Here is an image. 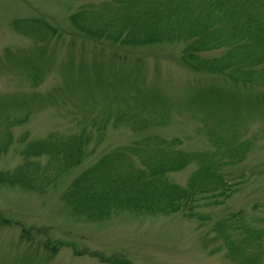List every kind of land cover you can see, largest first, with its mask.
<instances>
[{"label": "rangeland", "instance_id": "rangeland-1", "mask_svg": "<svg viewBox=\"0 0 264 264\" xmlns=\"http://www.w3.org/2000/svg\"><path fill=\"white\" fill-rule=\"evenodd\" d=\"M250 2L264 12V0H0V264H264V77L182 61L190 21L230 28ZM155 28L168 35L140 38ZM44 140L60 151L25 154ZM145 148L192 159L155 178ZM102 159L138 180L133 200L81 181ZM203 161L226 193L177 200Z\"/></svg>", "mask_w": 264, "mask_h": 264}, {"label": "trees", "instance_id": "trees-1", "mask_svg": "<svg viewBox=\"0 0 264 264\" xmlns=\"http://www.w3.org/2000/svg\"><path fill=\"white\" fill-rule=\"evenodd\" d=\"M233 4L236 5L235 2ZM235 7L238 9V19L234 21L230 28L214 29L212 26H205L203 22L200 24L198 20L189 22L191 28L190 33L186 34L188 38L193 40L182 55L183 63L191 69L198 71H205L209 73H226L233 81L244 82H259L264 77V68L258 69V66L264 65V12L260 11L262 5L250 2L249 5L241 4ZM180 11L177 7L174 12ZM225 15V14H223ZM211 12H208L209 19ZM76 21H88L82 19V13L74 16ZM127 27V26H126ZM150 27V26H149ZM151 28V27H150ZM124 27L116 30L115 36L119 37ZM93 34V28L85 29ZM130 29L127 27V32ZM121 31V32H119ZM157 32V33H156ZM102 32L100 35H103ZM109 34V33H107ZM106 34V35H107ZM162 34L157 28L149 32V30L141 34L144 40L154 39ZM159 38V37H158ZM219 48H228V52L217 59L200 60L196 53L209 52ZM76 143L68 142L65 145V150H71ZM61 146L54 141L44 140L32 144L27 148L25 154L28 156H37L42 153L51 154L59 152ZM138 153L146 157L147 169L152 175H158L166 172L167 170H178L184 167L192 158L179 151H170L164 153H157L152 148H145V150H138ZM111 161L102 159L98 165L86 170L81 176V181L92 192L98 191L100 195L102 192H110V194L119 197L125 201L133 200V195L139 191L140 184L138 180L129 178L119 180V177L112 173ZM154 178V179H155ZM187 191L177 192V200H189L200 194H214L217 196H224L228 187L223 177L209 170L205 161L195 176L189 180ZM100 189V190H99ZM104 195V196H105ZM133 197V198H132ZM253 238V237H251ZM51 250V249H49ZM54 249L51 250L52 253ZM101 262L108 261L105 258H99ZM113 263H120L112 260ZM121 264V263H120Z\"/></svg>", "mask_w": 264, "mask_h": 264}]
</instances>
